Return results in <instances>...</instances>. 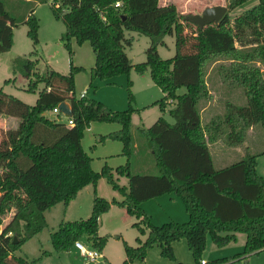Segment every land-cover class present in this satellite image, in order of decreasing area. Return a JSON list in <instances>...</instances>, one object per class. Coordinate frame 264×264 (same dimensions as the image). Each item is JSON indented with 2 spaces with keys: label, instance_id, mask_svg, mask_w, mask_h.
<instances>
[{
  "label": "trees",
  "instance_id": "trees-1",
  "mask_svg": "<svg viewBox=\"0 0 264 264\" xmlns=\"http://www.w3.org/2000/svg\"><path fill=\"white\" fill-rule=\"evenodd\" d=\"M247 1L226 0L227 12L217 23L199 26L191 14L179 12L172 3L160 5L159 0H51L54 16L66 27L63 39L69 54L71 39L78 44L89 43L94 55L92 78H110L131 69L139 74L148 70L164 93L157 102L161 111L168 101H174L169 110L173 122L160 115L152 125L141 129L159 175L132 174V107L114 112L86 93L75 96L74 75L80 68L72 63L68 74L47 69L34 81L30 55L15 59L13 71L19 70L29 79L28 91L34 90L37 81L44 87L32 105L0 88V116L18 119L17 126L0 130V264H37L14 252L43 230L46 210L59 202L67 205L85 186L96 185L100 177L122 199L95 196L89 217L61 222L50 234L55 250L70 251L75 241L86 237L101 251L106 238L97 233L99 217L112 205L122 206L138 218L134 225L146 235L144 239L137 237L136 247L124 242L123 264L142 257L153 244L160 245L163 255L174 258L172 243L183 238L194 264L202 260L207 236L220 247L235 240L237 233H244L240 255L264 249V178L256 171L257 155L246 153L244 158L217 169L209 151V143L220 139L224 128L225 140L232 145L241 143L255 124L264 127V0L233 17L229 14ZM22 23L28 26L27 35L35 46L38 21L30 13ZM16 25L0 0V53L12 47ZM125 31L150 38L144 62L131 63L124 44H130L132 38H127ZM166 35L174 37L175 53L162 59L157 46L164 44ZM217 58L232 60L229 66H220L221 78L243 88L246 104L227 102L224 115L203 127L197 102L207 96V68ZM180 87L186 89L182 94L176 92ZM63 101L71 107L72 114L67 118L73 125L46 114ZM93 121L120 126L107 137L123 145L127 161L114 171L127 177V185H119L111 167L92 170L81 139ZM166 193L183 200L189 214L187 222L151 224L140 204ZM11 211V219L3 226V217Z\"/></svg>",
  "mask_w": 264,
  "mask_h": 264
},
{
  "label": "rangeland",
  "instance_id": "rangeland-1",
  "mask_svg": "<svg viewBox=\"0 0 264 264\" xmlns=\"http://www.w3.org/2000/svg\"><path fill=\"white\" fill-rule=\"evenodd\" d=\"M6 11L14 18L17 25L13 27V45L0 53V88L8 95H12L26 104H34L38 93L44 87L42 81H37L33 91H28L29 79L19 70L13 71V61L19 57L29 56L34 62L36 75H45L47 69L68 74L72 66L80 68L74 75V94H79L89 88L88 98L100 102L105 108L121 112L129 107L133 108L131 115V133L135 146L130 160L132 174L159 175L152 153L141 129L154 123L158 116L163 115L169 122L173 118L169 110L174 107V101H168L161 111L157 103L164 93L152 81L149 71L142 74L131 69L127 74H119L110 78L91 76L94 65V55L88 42L78 44L75 39L70 41L72 54L65 45L63 35L66 32L64 23L56 18L50 7L51 0H2ZM174 4L179 12L191 15L200 14L206 7L213 4L226 5V0H165ZM166 3V4H167ZM258 0H248L229 12L233 17L253 7ZM32 13L38 21V42L33 46L27 35L28 26L22 21ZM127 38H132L130 44H124V51L131 63H140L146 60V50L150 46V38L135 31H125ZM34 52L31 54V52ZM157 52L162 59L171 58L175 53V39L166 35L164 44L157 46ZM229 58H217L207 68L206 86L207 96L197 102L200 109L201 125L204 127L211 119L223 116L225 104L233 103L237 106L246 104L243 88L222 80L220 66L227 67L231 63ZM257 66L260 65L257 63ZM264 78V77H263ZM186 91L185 87L177 89L178 94ZM46 114L50 118L56 116L52 111ZM65 118V117H63ZM64 120V119H63ZM18 119L15 117L0 116V130L15 127ZM117 123L93 121L83 131L81 145L84 152L90 157L91 168L100 172L104 165L113 168V174L119 185H127L128 179L115 173V168L124 165L127 161L122 153V143L107 137L109 133L119 129ZM227 128H224L226 133ZM225 133L220 139L209 143L213 166L220 168L245 157L246 153L257 155L256 171L264 178V127L255 124L249 129L244 140L239 144H228ZM102 137H105L102 139ZM138 145V146H137ZM95 196L110 200L122 199L104 177H100L96 185L89 184L81 189L76 197L67 205L59 202L45 211L46 226L38 234L24 242L14 254L24 256L29 260H36L37 264H123L126 259L124 242L136 247L137 237L144 239L134 223L139 222L135 216L129 215L122 206L112 205L110 209L99 217L98 235L106 238V244L100 251L102 257L95 261L86 260L74 246L70 251L54 249L50 234L58 229L61 222L86 219L92 211ZM145 211L154 226H161L168 222L185 223L189 214L181 198L173 193L149 199ZM141 206V205H140ZM142 207V206H141ZM13 211L3 217V226L12 217ZM79 241L84 247L93 249L90 241L82 237ZM245 234L237 233L236 239L225 246H217L210 236H207L206 246L201 258L212 263L222 260L219 264H264V249L247 255L243 252ZM174 258L162 254L160 245L153 244L147 247L142 257H135L127 264H194L195 260L186 239H179L172 243Z\"/></svg>",
  "mask_w": 264,
  "mask_h": 264
},
{
  "label": "water",
  "instance_id": "water-1",
  "mask_svg": "<svg viewBox=\"0 0 264 264\" xmlns=\"http://www.w3.org/2000/svg\"><path fill=\"white\" fill-rule=\"evenodd\" d=\"M227 12V7L225 5H212L206 7L200 14H194L191 16L193 22L199 26L208 25L211 23H217L223 15ZM59 109L66 115L71 116L72 110L70 105L63 101L59 103ZM14 243L17 240L14 238Z\"/></svg>",
  "mask_w": 264,
  "mask_h": 264
},
{
  "label": "built area",
  "instance_id": "built-area-1",
  "mask_svg": "<svg viewBox=\"0 0 264 264\" xmlns=\"http://www.w3.org/2000/svg\"><path fill=\"white\" fill-rule=\"evenodd\" d=\"M116 6H119L120 3L119 2H116L115 4ZM83 93H85V90L82 91ZM59 105V104H58ZM56 105L51 111L52 113H54V115L56 116L54 119L56 120H59V121H66L68 125H73V121L72 119H68L67 116L61 111V109H59V106ZM65 117V118H63ZM64 119V120H63ZM74 247L79 250L80 254L88 261H95L97 260L98 258L102 257V253L93 248V249H89V248H86L84 247V245L79 241H75L74 243ZM200 264H206V261L205 260H200Z\"/></svg>",
  "mask_w": 264,
  "mask_h": 264
},
{
  "label": "crops",
  "instance_id": "crops-1",
  "mask_svg": "<svg viewBox=\"0 0 264 264\" xmlns=\"http://www.w3.org/2000/svg\"><path fill=\"white\" fill-rule=\"evenodd\" d=\"M167 2L165 1V0H159V4L160 5H164V4H166ZM213 5H220L219 3L218 4H213ZM210 6H212V5H210ZM84 91V90H83ZM88 91H89V88H86L85 89V93L86 94H88ZM141 206V208L143 209V210H145V211H148L149 209L147 208V206L149 205V204H145V203H142V204H140Z\"/></svg>",
  "mask_w": 264,
  "mask_h": 264
}]
</instances>
